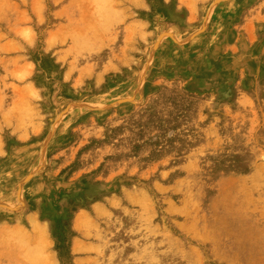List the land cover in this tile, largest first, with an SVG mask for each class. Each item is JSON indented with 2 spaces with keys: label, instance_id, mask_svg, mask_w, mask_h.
Returning a JSON list of instances; mask_svg holds the SVG:
<instances>
[{
  "label": "rangeland",
  "instance_id": "1",
  "mask_svg": "<svg viewBox=\"0 0 264 264\" xmlns=\"http://www.w3.org/2000/svg\"><path fill=\"white\" fill-rule=\"evenodd\" d=\"M0 264H264V0H0Z\"/></svg>",
  "mask_w": 264,
  "mask_h": 264
},
{
  "label": "bare ground",
  "instance_id": "2",
  "mask_svg": "<svg viewBox=\"0 0 264 264\" xmlns=\"http://www.w3.org/2000/svg\"><path fill=\"white\" fill-rule=\"evenodd\" d=\"M30 220H31V219H30ZM33 221H34V220H33ZM32 224H34V223H32ZM35 231H36V230H35ZM36 236H37V235H36ZM19 237H20V236H19ZM34 238H35V237H34ZM21 239H22V238H21ZM40 241H42V240L40 239ZM38 256H39V255H38ZM33 257H34V256H33ZM35 258L38 259V257H35ZM36 259H35V260H36ZM35 260H34V261H35ZM31 261H32V259H31ZM45 263H46V262H45Z\"/></svg>",
  "mask_w": 264,
  "mask_h": 264
}]
</instances>
